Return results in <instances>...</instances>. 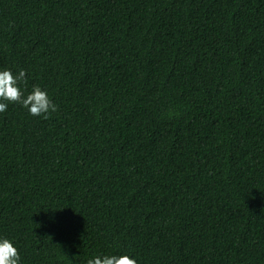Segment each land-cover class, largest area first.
Instances as JSON below:
<instances>
[{
	"label": "trees",
	"instance_id": "obj_1",
	"mask_svg": "<svg viewBox=\"0 0 264 264\" xmlns=\"http://www.w3.org/2000/svg\"><path fill=\"white\" fill-rule=\"evenodd\" d=\"M4 69L19 264H264V0H0Z\"/></svg>",
	"mask_w": 264,
	"mask_h": 264
},
{
	"label": "clouds",
	"instance_id": "obj_2",
	"mask_svg": "<svg viewBox=\"0 0 264 264\" xmlns=\"http://www.w3.org/2000/svg\"><path fill=\"white\" fill-rule=\"evenodd\" d=\"M26 83V72L20 70L13 74L9 69L0 70V113L6 111L8 104H21L32 116H47L56 112L57 106L52 102L46 90L33 86L25 95L21 83ZM20 255L13 242L0 238V264H19ZM87 264H137L136 259L127 254L95 256Z\"/></svg>",
	"mask_w": 264,
	"mask_h": 264
}]
</instances>
